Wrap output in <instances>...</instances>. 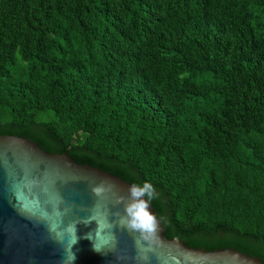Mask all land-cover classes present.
I'll use <instances>...</instances> for the list:
<instances>
[{
    "label": "trees",
    "instance_id": "1",
    "mask_svg": "<svg viewBox=\"0 0 264 264\" xmlns=\"http://www.w3.org/2000/svg\"><path fill=\"white\" fill-rule=\"evenodd\" d=\"M0 135L150 183L168 239L264 262V0H0Z\"/></svg>",
    "mask_w": 264,
    "mask_h": 264
},
{
    "label": "water",
    "instance_id": "2",
    "mask_svg": "<svg viewBox=\"0 0 264 264\" xmlns=\"http://www.w3.org/2000/svg\"><path fill=\"white\" fill-rule=\"evenodd\" d=\"M132 187L67 153L0 135V264H264L232 248L206 251L168 239L145 196L139 200L148 203L156 231L130 230Z\"/></svg>",
    "mask_w": 264,
    "mask_h": 264
},
{
    "label": "clouds",
    "instance_id": "3",
    "mask_svg": "<svg viewBox=\"0 0 264 264\" xmlns=\"http://www.w3.org/2000/svg\"><path fill=\"white\" fill-rule=\"evenodd\" d=\"M96 193H99L101 189L96 188L94 189ZM131 196L133 197L134 201L126 208V212L130 217L128 221V228L130 230H136L141 234L147 232L152 233L156 231L157 223L156 218L148 211V203L139 200L140 197L147 196L148 200H152L154 198L155 192L153 186L150 183H145L143 187L134 186L130 189ZM86 239L90 240L88 234L85 236ZM147 239V236H144ZM91 241V240H90ZM79 242V238L72 241V244L75 245ZM92 250L94 252H99L100 248L96 244H92ZM76 253L73 252L71 254L70 260L75 261Z\"/></svg>",
    "mask_w": 264,
    "mask_h": 264
}]
</instances>
